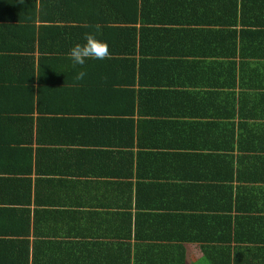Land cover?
Wrapping results in <instances>:
<instances>
[{"label":"trees","instance_id":"16d2710c","mask_svg":"<svg viewBox=\"0 0 264 264\" xmlns=\"http://www.w3.org/2000/svg\"><path fill=\"white\" fill-rule=\"evenodd\" d=\"M34 1L0 0V264H100L92 258L100 252L111 257L113 248L121 252L126 248V259H119L120 264H182L178 243L183 241L208 242L200 244L202 259L208 264H264V186H246V182L261 180L256 168L238 169L234 189L224 182L232 178L230 169L222 172L226 176L220 190L232 192L233 199L220 213L219 202L212 204L215 186L177 184L173 181L183 168L171 160L172 154L161 150L162 161L152 167L154 157L147 152L166 149L181 137L193 141L189 131L179 128L171 117L184 114L183 105L175 99H195L196 94H191L192 89L178 92V84L171 92L166 90V82L158 86V79L179 77L176 71L182 65L187 75L184 83L195 79L198 83L200 78L194 76L195 71L200 72L198 57H211L215 83L207 82V86L221 89L211 94L219 103L224 96L222 103L230 109L231 117L253 119L262 115L257 114L259 109L264 113V0H41L44 10L50 11L47 18L56 24L51 37L40 36V45L49 49L38 57L40 71L32 61ZM76 3L79 14L69 17ZM147 12L167 16L154 14L149 19ZM150 22L175 24L183 45L190 38L194 42L174 48L177 43L169 32L174 29L144 28ZM87 33L106 41L111 56L87 60L83 80L74 79L81 69L75 66L70 79L62 67L72 64L68 53L76 43L85 42ZM199 46L203 52H198ZM175 92L180 94L175 96ZM79 95L89 100L79 102ZM169 97L175 98L173 102ZM159 100L166 102L167 109ZM73 105H79L76 111L86 105L87 114L105 111L113 116L108 122L113 131H119V138L109 142L110 149L103 153L111 162L101 173L123 179L110 182L115 185L113 190H104L102 186L109 182L97 178L93 189L89 179H84L89 174L75 165L74 155L61 158L59 152L67 151L61 146L85 132L80 130V120L71 116ZM249 106L254 107L252 113L240 112ZM133 113L137 116L135 136L128 124ZM84 121L90 130L86 132L93 133L91 127L97 122L87 116ZM212 141L218 143L215 137ZM219 156L205 154L210 159L203 166L200 162L184 171L186 175L213 172L216 161L209 162ZM159 173L167 181L145 180ZM175 186L183 193L178 201L166 193ZM244 188L248 197H242ZM143 189L151 195L143 196ZM256 193L263 197L257 199ZM86 200L95 208L87 212L90 221L102 222L101 237L119 238L114 247L113 242L88 236L80 210ZM228 204L238 212L231 215ZM50 233L72 238L49 240ZM131 239L136 253L130 262ZM67 251L83 255V260H69L74 257L64 256ZM50 256L56 259H45ZM189 264L198 261L191 259Z\"/></svg>","mask_w":264,"mask_h":264},{"label":"crops","instance_id":"0c3cea01","mask_svg":"<svg viewBox=\"0 0 264 264\" xmlns=\"http://www.w3.org/2000/svg\"><path fill=\"white\" fill-rule=\"evenodd\" d=\"M44 1L46 0H43V2ZM43 2H41V0L34 1L35 13L33 14V23L35 26V31L33 35V41H32V44L34 47L33 54H32L33 56L32 61H33V65L35 66V70L39 66V71L41 69L40 67L41 65L38 63L39 62L38 57H42V54L46 52L47 50H49L43 46L44 44L40 45V36H44V38H46V36L51 37L50 32H53L54 26L56 24V22L52 21L51 18H47V15L50 14V11L48 9L44 10V7L46 5L43 4ZM78 5L79 3H76L73 6L74 11L68 15L69 17H74V16L76 17L77 14H79V12H77ZM18 12H21V10L19 9ZM154 14H157L158 18H166L167 16L164 14L161 15L160 13H157V12H147L146 13L149 19H152L154 17L153 16ZM113 15L116 17H119L117 16L116 13H113ZM137 25L138 23H136L135 26ZM165 26H168L174 29L172 31H169V32H172L171 35L173 36L174 40L177 43L174 46V48L179 49L187 44L194 42V39L190 38L183 45L182 44L183 43L182 34L180 33L178 29L179 27H177V25L175 24L170 23L168 25H163V23H160V22L158 23L150 22L144 25V28L145 27L147 28H156V27L168 28ZM45 28L48 30L45 31ZM21 37H22V34H20V39ZM183 40H186V39H183ZM38 42L40 46L38 45ZM38 47L41 49V51H43L42 53L39 51ZM197 50L198 52H203V49L200 46L198 47ZM198 58L200 60L198 64V70H200V72L195 71L196 75L194 73V76L200 78L198 83H194V81L195 82L197 81L196 79L193 81L190 80V83L188 84L184 83L183 80L185 79V76L187 75L184 74V72L182 71L181 69L183 67L182 65L180 68L178 67L179 69L176 71L181 74L179 77L178 76L174 77L175 76L174 74V76H168L166 78L161 77L158 79L159 81L158 86H160L163 82H166L164 86H166L167 88L166 90H169L171 92L174 91L173 85L178 84V85H175V88H178L177 90L178 92L183 93V92H186V90L188 91L192 89L194 93H191V94H194V95L196 94L195 99L188 96V99L186 100V97L181 96L180 99L182 100L184 104L181 101H178L177 99L173 97H169L168 99V101L170 102H173V99H175L176 104L183 105V109L181 110L184 112V114L176 116V117H171V119L177 122V126L179 128H185L186 131H189V136L193 138V141L191 140L189 141L181 137L183 138V140L179 138L178 140L168 144L166 149L165 148L164 149L163 148L162 149L152 148V149H148L147 152H150L153 154L154 158H152L153 159L152 167H154V165L159 166V163L162 161L163 157H160L159 155L161 153V150H166L167 152H170L173 157L171 160H174L175 164L183 168V172H185L184 169H187V168L192 169V167H198V164H200V162H201V165L203 166L204 162L209 161L210 159V158L205 157V154L217 153L218 155H220L217 158L212 157L211 162H209L211 164L212 161L214 162L216 161L214 167L213 166L211 167V170L213 172H209L207 174L205 173L199 174L194 171L188 175H186V172L185 173L181 172L182 175L176 178L173 182L177 184H179L180 182H187L189 184L198 183L204 186H211V187L215 186L211 190V192H214V195L212 197L213 199L212 204H215L218 201L219 202L218 209H220V213H221L223 212L222 206L227 207V202L233 199L232 192H231L232 194L231 193L229 194L227 190H225L226 192H221L220 186H219V184H221V182L223 183V180H225L224 178L226 175L223 174L222 172L225 171L227 168L230 169L229 171L232 174V178L228 179L230 181H224V182H226V184H229L232 189H234L233 186H235L236 184L235 183L236 181L233 178L237 177L238 169L248 167V165H250V167L256 168V172L258 174L257 178H260L261 180L258 181L257 179H255L253 183L246 182L247 183L246 186L248 187L253 186V187H259V188L264 186V181L262 182V180H264V149L260 148L262 146L264 147V113L261 109L258 110L259 107H256L255 110H258L257 114H262V115H256V118L249 119L245 117L239 118L237 116L231 117L229 113L231 112L230 109L228 108V106H225L222 103V101L224 100V96L222 98H219V100H221V103H219V102H216L215 96L211 94V92L213 91L221 90L218 87L215 88L214 86L210 85L212 83H215V74H214V68H213L214 63H212L211 57L202 56ZM106 65L110 66L108 63H106ZM193 67H196V66H193ZM74 70L75 68L74 66H72V64L66 67L65 66L62 67V71H63L62 73H65L66 76H68L70 79H71L70 71H74ZM103 72H106V71H103ZM107 72L110 73V71H107ZM57 73H60V71H58ZM72 73L73 72H71V74ZM103 79H106V78H103ZM207 82L210 83L208 86H207ZM178 92H175V94L174 93L173 94L176 96L180 94ZM246 96H249V95H245L244 97ZM77 100L79 102H84V101L89 100V98L86 97V95H79L77 97ZM193 100H198V102L193 101ZM137 102L138 101L135 99L133 105L136 106ZM159 103L160 105H162L163 109L164 108L167 109L168 105L166 104L164 100H159ZM75 106H79V105H73L70 108V111H73V113L71 112V116L72 118L77 119L78 121L80 120V130L85 131V132L79 138L76 136L74 137V139L73 138L69 139L71 141L70 144L61 146L62 149L67 150V151L59 152L61 153V158L67 159L68 158L67 154L69 155L70 153L74 155L73 160H74L75 165L76 164L80 165L82 167V171L89 174L88 177H85L84 179H89V181L91 182V187L93 189H94V186L96 185L95 179L97 178L102 182H109L102 186L104 190L106 191H108L109 189L113 190V187H115V185H112V183L110 182H113L114 180L120 181L123 179H116L115 177L112 176V174L110 176L101 175V173L105 169V165H108L111 162V160H109L110 158L109 157L106 158V155L103 153H105L108 149H110L109 142H111L114 139L119 138L117 137L119 136L118 135L119 131H113L112 123L110 124V122H108V120L112 118L113 116L111 115V113L105 112V111H102L103 113L93 112V114H90V112L88 111V114H87V111L84 110L86 105L84 106L80 105L81 109H78L80 111H76L77 109H75ZM253 111H254V107H251V106L240 109V112L243 114H249V113H252ZM186 113H191V114L188 115ZM86 116L88 117V119H91L94 122H97L96 126L91 127L94 129L93 133L86 132V129L89 130V128H87L88 127L87 122L84 121V119H86ZM136 118H137L136 113H133L132 115H130V119L132 120L130 121L131 124L128 122L129 128H131L134 132L133 136H135L136 131H137ZM240 119H242L243 122H246L247 125H245L246 123L244 124L240 122ZM214 137L217 138L218 143H214L212 141V138ZM210 138H211V141H210ZM133 143H136V142L133 141ZM33 147H35L34 142H33ZM57 156H59L58 152H57ZM260 157H262L263 159L262 160L258 159ZM43 161H44V158H43ZM112 165L113 164H111V166ZM151 174H154V173L151 172ZM150 176L151 175H149L145 180L149 182H161V183H164L165 181H167L165 177H163V173H159L157 177L155 176L150 177ZM124 180H127V179H124ZM134 180H135L134 177L129 178V181H131L132 183L134 182ZM241 184L243 185L244 183H241ZM131 193L132 194L134 193L132 185H131ZM141 193L143 194V196L151 195L146 189L141 190ZM166 193L167 195L171 196L170 197L171 199L177 200V201L181 196H183L182 191L178 190V186L177 187L175 186L172 191L170 189ZM197 194H200V193H197ZM119 195H121V192H118V196ZM194 195H196V193H194ZM243 195L244 197L246 196L248 197V193L245 190V188L243 190L242 197ZM256 195H257V199H261V197H263L262 193H256ZM87 202L88 200H86L85 205L81 204V207L80 206L79 207H80V210L82 211L81 214L83 215L86 221V223H84L83 226H85L88 236L92 237L93 240H103L106 243L113 242L112 244L114 247L115 244L119 242L117 241V239L119 238L115 239L114 236H112V238L108 236L101 237L104 234V233H101V231L99 230L103 228L102 226L100 227L102 222H94L93 220L90 221V219L88 218L89 215H87V212L91 210H95V208L89 207ZM153 202H154V199H153ZM261 203H262V200H261ZM210 206L211 204L208 203V207ZM228 207H230L229 212L231 215L238 212L237 208L235 209L232 204L231 205L228 204ZM104 209L108 210L110 208H104ZM112 209L113 207L111 208V210ZM167 211H176V210H167ZM115 230L116 229L114 228V231H112L113 234L115 233ZM38 238H41V237H38ZM71 238L72 237L68 235L59 237V236L54 235L53 233H50L49 240H67ZM105 242H103V244H106ZM202 243H208V242L183 241V242L178 243L181 246L180 251H182V258H183L182 264H189L191 259H195L197 261L205 260L204 258L202 259V255H204L203 249L200 246V244ZM129 244H130L128 247L129 254L127 253V258L130 259V262H131L136 252L133 249L134 244H133L132 239L129 241ZM212 244H220V242H217V243L212 242ZM109 246L110 244L108 245V248ZM112 250L113 251L111 252L112 253L111 257H109L107 254H103L100 252L99 254H96V256L92 258V260H97L96 262L100 264H120L119 259H126V248L123 249L124 252H121L122 249H119V248L117 250L113 248ZM107 251H108L107 253H109V250ZM71 252L72 251L65 252L64 256L74 257L69 260H76V261L83 260V257H82L83 255L78 254V253L69 255ZM50 258L56 259L55 256H50L49 258H45V259H50ZM114 259H117V260H114Z\"/></svg>","mask_w":264,"mask_h":264},{"label":"clouds","instance_id":"9594fccd","mask_svg":"<svg viewBox=\"0 0 264 264\" xmlns=\"http://www.w3.org/2000/svg\"><path fill=\"white\" fill-rule=\"evenodd\" d=\"M69 58L73 66H81V70L77 72L74 79L83 80L86 76V72L83 70V66L89 59L94 60H106L111 56V52L106 41L98 39L93 33H87L85 35L84 43H76L68 53Z\"/></svg>","mask_w":264,"mask_h":264},{"label":"rangeland","instance_id":"374dc122","mask_svg":"<svg viewBox=\"0 0 264 264\" xmlns=\"http://www.w3.org/2000/svg\"><path fill=\"white\" fill-rule=\"evenodd\" d=\"M198 264H208L206 261H198Z\"/></svg>","mask_w":264,"mask_h":264}]
</instances>
